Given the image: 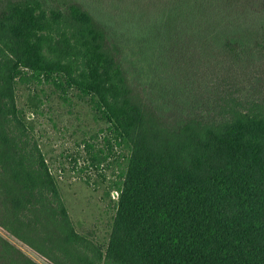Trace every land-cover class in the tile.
<instances>
[{"label": "trees", "instance_id": "16d2710c", "mask_svg": "<svg viewBox=\"0 0 264 264\" xmlns=\"http://www.w3.org/2000/svg\"><path fill=\"white\" fill-rule=\"evenodd\" d=\"M167 1L160 27L179 39L195 26L230 54L264 50L252 1ZM121 51L77 3L0 0V264H40L1 231L47 264H264V103L230 95L218 119L172 122ZM74 96L128 152L105 244L78 232L34 126L53 99L72 114Z\"/></svg>", "mask_w": 264, "mask_h": 264}, {"label": "rangeland", "instance_id": "374dc122", "mask_svg": "<svg viewBox=\"0 0 264 264\" xmlns=\"http://www.w3.org/2000/svg\"><path fill=\"white\" fill-rule=\"evenodd\" d=\"M69 1L104 27L109 43L122 50L133 81L172 122L196 115L218 119L223 100L230 95L244 104L264 103V50L255 43L230 54L207 34L197 33L195 26L184 33L179 30V39L177 30L160 27V19L169 13H164L167 0ZM248 1L257 14L264 9L263 0H238L237 6ZM56 102L53 99V108L40 109L42 113L33 119L37 136L78 232L105 244L116 213L115 185L126 170L128 152L114 145L107 125L96 121L86 100L74 96L72 114ZM18 103L29 111V93L23 87ZM100 150L103 159L97 156ZM1 234L38 263L47 264L5 232Z\"/></svg>", "mask_w": 264, "mask_h": 264}]
</instances>
